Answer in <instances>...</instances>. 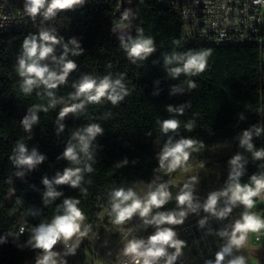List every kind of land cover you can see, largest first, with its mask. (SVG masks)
Listing matches in <instances>:
<instances>
[{"label": "trees", "instance_id": "1", "mask_svg": "<svg viewBox=\"0 0 264 264\" xmlns=\"http://www.w3.org/2000/svg\"><path fill=\"white\" fill-rule=\"evenodd\" d=\"M13 3L23 7L25 0H13ZM70 14L78 22V31L57 35L63 38L62 42L75 38L84 52L80 56H69L77 68L65 84L53 90L64 103L47 111L43 108L48 107L49 98L44 94L43 86L25 94L17 72V58L24 39L38 33L0 32V237L5 238V242L0 243V264L34 262L42 250L34 249L28 243L32 237L31 229L41 222H50L57 205L66 198L79 200L78 207L87 227L94 229L99 224L100 209L103 208H108L104 223L117 225L111 213L109 194L121 187L150 183L156 171L166 167H159L158 153L169 135L198 141L189 150V158L184 163L199 151L228 147L233 156L239 152L247 161L246 171L240 177L242 185L250 184L253 174H264V158L255 159L253 152L239 145L244 130L254 125L264 129V83L257 48L183 46L178 14L157 7L155 0H106L99 7L83 4L78 9H71ZM141 31L144 37L153 39L155 51L146 60L133 63L118 37L130 35L135 38ZM61 51V46L57 45L56 54ZM189 51L210 53L205 70L193 76L182 73L172 79L168 68L176 65L165 66L164 57ZM84 74L97 79L109 74L115 79L124 74L123 83L128 94L116 105L102 99L99 103L87 104L80 112L71 113L61 121L65 129L57 135L58 113L66 105L77 102L70 100L69 94L75 90L73 83ZM188 81H193L196 87L190 89ZM174 85L184 91L173 94ZM186 103L189 106L183 115L166 110L168 105L177 108ZM34 106H40L37 111L39 121L31 132H26L20 122ZM165 119L179 121L176 132L162 133L160 122ZM190 122L194 123L191 131L186 128ZM90 124H99L104 129L91 145L92 159L84 157L78 165L58 159L72 132ZM18 141L25 143L29 150L36 148L46 157L23 178L15 175L18 169L10 160ZM252 142L254 150L264 149V131L259 136L254 135ZM125 158L128 164L117 167V163ZM230 159L227 158L224 164ZM86 164H90L93 171L82 172L80 187L58 185L56 189L63 195L47 206L43 204V177L52 179L67 167L83 170ZM228 175L229 171L218 180L220 189L227 186ZM10 193L14 199L8 202ZM196 198L203 203L207 197ZM234 208L239 210V216L248 211L239 204ZM200 214L205 213L201 210ZM119 229L126 231V228Z\"/></svg>", "mask_w": 264, "mask_h": 264}, {"label": "clouds", "instance_id": "2", "mask_svg": "<svg viewBox=\"0 0 264 264\" xmlns=\"http://www.w3.org/2000/svg\"><path fill=\"white\" fill-rule=\"evenodd\" d=\"M85 0H25L24 10L33 19L41 15L43 20H51L65 10L73 9L74 6L83 5ZM121 46L127 53L128 58L135 63L137 60H146L154 51V41L152 38L144 37L142 31L133 38L119 36ZM55 29L41 28L38 34H30L22 43L21 54L17 58V72L22 79L21 89L25 94H30L34 88L43 86L45 95L49 98L48 107L55 108L57 104L64 103L63 98H57L55 90L59 85L65 84L70 73L75 71L77 64L69 56H80L84 49L75 39L62 42ZM60 45L62 51L56 54V46ZM208 51L186 52L183 54L173 53L164 57L165 66L176 65L168 68V74L172 79L178 78L182 73L186 76H193L203 72L206 68ZM124 74H120L113 79L111 74L97 79L91 75H82L77 82L73 83L75 89L69 94V99L77 101L71 105H66L58 113L56 125L57 135L64 131L65 125L61 123L69 113L82 111L89 103H99L102 99L109 100L113 105L122 101L128 94L123 83ZM188 87L194 89L196 84L188 81ZM175 92H183L184 89L177 85L173 86ZM189 105L183 104L177 108L171 105L166 107L168 113L183 115L184 110ZM34 106L28 109L27 115L21 120V125L26 132H31L33 125L37 124L39 117L38 108ZM241 119L244 117L241 116ZM179 121L176 119H165L160 122L162 133L176 132L179 128ZM186 128L191 131L194 123H188ZM264 129L257 125L244 130L239 137V145L247 151L253 152L255 159L264 158V149L254 150L253 137L259 136ZM104 129L99 124H90L86 127L76 129L72 132L66 147L58 159H65L73 164H80L86 157L92 159L90 152L91 145L98 135H102ZM198 143L193 138L168 136L161 151L158 153L159 167L167 166L169 169H176L182 162L189 158V150ZM199 143L203 144L199 141ZM46 157L36 149L29 150L28 146L18 141L10 157L13 165L18 169L15 173L17 177L23 178L26 172L32 171L45 161ZM128 164L127 158L117 163V167ZM247 161L238 152L229 161V175L227 186L221 190H215L207 195L201 203L196 196L195 185L197 178L193 177L190 183H186L181 191L176 195V208L161 211L172 199V193L166 184H159L155 187L149 185V190L144 196H140L132 188H118L111 193V213L117 225H123L138 216L145 227H152L154 231L144 238L132 237L128 239L122 248V253L128 258L129 264H174L181 256L186 242L178 238L175 226L182 225L190 213L199 214L203 210L205 215L198 220V227L205 228L208 224L209 216L217 220H225L237 204L250 209L254 204V197L264 194V174L250 177V184H241L240 177L244 175ZM92 172L90 164H86L82 170L79 167H67L62 173L49 179L42 178L44 192L42 194L45 206L54 202L63 193L57 191L56 186L68 185L72 188L80 187L83 181L82 172ZM86 192V189H81ZM79 200L66 198L62 204L57 205L56 214L50 222H41L31 229L32 237L28 243L34 249L42 250V254L36 257L35 264H60V253L53 251L57 243L62 242L66 248L64 256L74 255L76 246H69V241L74 236H83L81 223L85 219L82 211L78 207ZM154 209L158 211H153ZM35 214V213H34ZM264 228V220L255 214L245 211L241 218L236 220L230 227L225 226L216 232V235L226 242L221 245L215 254V259H207L204 264H246L244 256L233 255V249H239L246 241L249 231H259ZM211 229L209 232L211 233ZM5 238L0 237V243H4ZM169 249H174L169 252ZM226 257L228 259H226ZM63 264L66 261L63 260Z\"/></svg>", "mask_w": 264, "mask_h": 264}, {"label": "built area", "instance_id": "3", "mask_svg": "<svg viewBox=\"0 0 264 264\" xmlns=\"http://www.w3.org/2000/svg\"><path fill=\"white\" fill-rule=\"evenodd\" d=\"M157 7L176 12L180 20V41L183 46L188 43H205L210 47L253 46L260 54V74L264 83V0H155ZM106 0H85L90 7H99ZM80 5L73 9L80 8ZM71 10V9H70ZM70 10L59 12L51 20H43L41 15L34 19L27 15L24 6L20 7L13 0H0V32L38 33L41 28L55 29L56 34L73 33L79 29L78 22ZM256 197L257 199L262 198ZM249 212V211H248ZM205 214L188 215L182 225L175 226L178 238L186 242L185 253L174 264H204L205 260L215 259L225 239L216 232L231 225L239 219L238 211L233 207L225 220L209 216L205 228L198 227V220ZM211 229V233L209 232ZM83 236H74L69 246H76L74 255L64 256L66 248L62 242L57 243L53 251L60 253V264H129L128 258L120 251L123 240L109 247L95 227L90 228L81 223ZM153 232L139 238L147 239ZM126 236H124L125 238ZM256 241H260L257 237ZM174 249H169L173 252ZM239 249H233V255H239ZM226 259H228L226 257ZM264 264V246L261 251ZM36 261V260H35ZM35 261L31 264H35Z\"/></svg>", "mask_w": 264, "mask_h": 264}, {"label": "rangeland", "instance_id": "4", "mask_svg": "<svg viewBox=\"0 0 264 264\" xmlns=\"http://www.w3.org/2000/svg\"><path fill=\"white\" fill-rule=\"evenodd\" d=\"M69 113L67 117L70 115ZM159 150H157L158 152ZM233 153L228 147H218L210 150H203L195 153L191 160L182 162L176 169H169L167 166L164 169L156 171L154 179L144 185H130L123 187L125 189L132 188L138 195L144 196L149 190V185L155 187L159 184H166L168 190L172 193V199L164 206L161 211L172 210L176 208V195L181 191L186 183H190L195 177L198 183L195 185L194 195L196 197H207V195L215 190H221L218 187V180L224 173L229 171V165L224 164L227 158H232ZM262 198L254 201L253 207L248 209L249 213L255 214L261 220H264V194ZM111 196V193L109 194ZM260 197V196H259ZM14 199L12 193L8 196V202ZM238 205V204H237ZM241 205V204H239ZM242 207H245L241 205ZM99 224L96 226L101 236L109 247H113L117 242L123 240L121 247L128 239L132 237H141L154 231L152 227H145L138 216H134L131 220L125 222L123 225H109L104 223L105 217L108 215V208L100 209ZM158 211L156 209L153 210ZM239 213V210H237ZM241 216H239V219ZM119 228H126L123 232ZM117 234V235H116ZM124 236H126L124 238ZM260 241H256V238ZM264 246V228L259 231H249L246 235V241L242 247L239 248V255L244 256L246 264H262L261 248ZM235 249V248H234ZM122 252V249L120 250ZM186 249L182 250L185 253Z\"/></svg>", "mask_w": 264, "mask_h": 264}, {"label": "bare ground", "instance_id": "5", "mask_svg": "<svg viewBox=\"0 0 264 264\" xmlns=\"http://www.w3.org/2000/svg\"><path fill=\"white\" fill-rule=\"evenodd\" d=\"M197 44H203V45H205V43H188V45H197Z\"/></svg>", "mask_w": 264, "mask_h": 264}, {"label": "water", "instance_id": "6", "mask_svg": "<svg viewBox=\"0 0 264 264\" xmlns=\"http://www.w3.org/2000/svg\"><path fill=\"white\" fill-rule=\"evenodd\" d=\"M253 200H254V201H256V200H257V198H256V197H254V198H253Z\"/></svg>", "mask_w": 264, "mask_h": 264}, {"label": "crops", "instance_id": "7", "mask_svg": "<svg viewBox=\"0 0 264 264\" xmlns=\"http://www.w3.org/2000/svg\"><path fill=\"white\" fill-rule=\"evenodd\" d=\"M263 247L261 248L260 252L262 251Z\"/></svg>", "mask_w": 264, "mask_h": 264}]
</instances>
